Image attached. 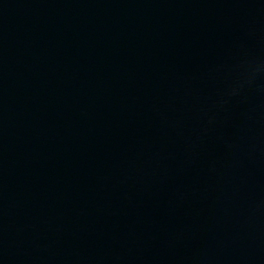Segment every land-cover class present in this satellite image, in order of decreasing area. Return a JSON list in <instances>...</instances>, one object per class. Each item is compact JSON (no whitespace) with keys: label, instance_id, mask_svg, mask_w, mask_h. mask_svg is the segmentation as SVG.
Wrapping results in <instances>:
<instances>
[{"label":"water","instance_id":"obj_1","mask_svg":"<svg viewBox=\"0 0 264 264\" xmlns=\"http://www.w3.org/2000/svg\"><path fill=\"white\" fill-rule=\"evenodd\" d=\"M0 264H264V0H0Z\"/></svg>","mask_w":264,"mask_h":264}]
</instances>
